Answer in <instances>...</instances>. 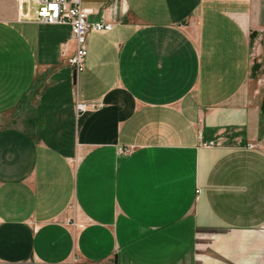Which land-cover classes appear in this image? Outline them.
I'll return each mask as SVG.
<instances>
[{"label":"crops","instance_id":"1","mask_svg":"<svg viewBox=\"0 0 264 264\" xmlns=\"http://www.w3.org/2000/svg\"><path fill=\"white\" fill-rule=\"evenodd\" d=\"M82 7L80 73L68 24L0 19V264H264V0Z\"/></svg>","mask_w":264,"mask_h":264},{"label":"built area","instance_id":"2","mask_svg":"<svg viewBox=\"0 0 264 264\" xmlns=\"http://www.w3.org/2000/svg\"><path fill=\"white\" fill-rule=\"evenodd\" d=\"M28 3L27 13H23L24 4ZM19 12L23 18H28L33 13L38 22L48 25L68 24L71 28V37L75 43V52L69 58L70 66L76 73L84 70L88 56L87 37L90 31L108 32L113 25L106 22L90 23V12L82 7V0H21ZM33 9V12H32ZM79 111H86L88 105H77ZM253 147V146H251ZM128 152L127 150H122Z\"/></svg>","mask_w":264,"mask_h":264},{"label":"rangeland","instance_id":"3","mask_svg":"<svg viewBox=\"0 0 264 264\" xmlns=\"http://www.w3.org/2000/svg\"><path fill=\"white\" fill-rule=\"evenodd\" d=\"M25 12L28 11V3L24 4ZM18 11L17 0H0V19L8 20ZM33 12V9H32ZM251 52H252V73L248 81L249 95L252 99L258 98L262 102V123H264V36L259 32L250 30ZM253 146V147H251ZM259 144H250L249 148H259Z\"/></svg>","mask_w":264,"mask_h":264},{"label":"bare ground","instance_id":"4","mask_svg":"<svg viewBox=\"0 0 264 264\" xmlns=\"http://www.w3.org/2000/svg\"><path fill=\"white\" fill-rule=\"evenodd\" d=\"M87 47H88V43H87Z\"/></svg>","mask_w":264,"mask_h":264}]
</instances>
